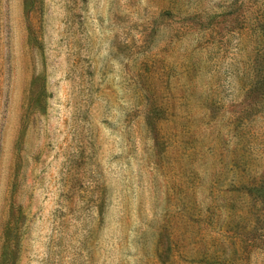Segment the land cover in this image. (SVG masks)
Here are the masks:
<instances>
[{
  "label": "rangeland",
  "instance_id": "374dc122",
  "mask_svg": "<svg viewBox=\"0 0 264 264\" xmlns=\"http://www.w3.org/2000/svg\"><path fill=\"white\" fill-rule=\"evenodd\" d=\"M0 264H264V0H0Z\"/></svg>",
  "mask_w": 264,
  "mask_h": 264
}]
</instances>
